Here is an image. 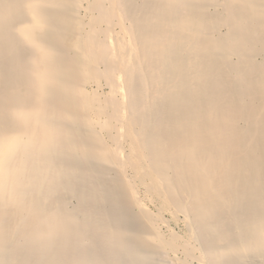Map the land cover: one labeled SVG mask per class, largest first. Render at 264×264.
<instances>
[{
    "label": "bare ground",
    "instance_id": "1",
    "mask_svg": "<svg viewBox=\"0 0 264 264\" xmlns=\"http://www.w3.org/2000/svg\"><path fill=\"white\" fill-rule=\"evenodd\" d=\"M0 264H264V0H0Z\"/></svg>",
    "mask_w": 264,
    "mask_h": 264
},
{
    "label": "rangeland",
    "instance_id": "2",
    "mask_svg": "<svg viewBox=\"0 0 264 264\" xmlns=\"http://www.w3.org/2000/svg\"><path fill=\"white\" fill-rule=\"evenodd\" d=\"M147 206L149 207L150 210L153 209L152 206L149 205L148 203H147ZM164 217H165V218H169L168 213H164ZM171 226H172V228L174 229V231H175L176 233H178V234H182V229H181V225H180V224H174V223H171Z\"/></svg>",
    "mask_w": 264,
    "mask_h": 264
}]
</instances>
